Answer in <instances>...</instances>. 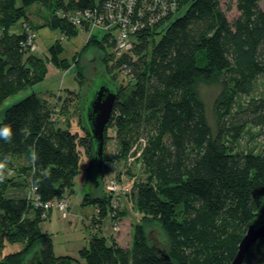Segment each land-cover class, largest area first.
I'll return each mask as SVG.
<instances>
[{
  "label": "trees",
  "instance_id": "16d2710c",
  "mask_svg": "<svg viewBox=\"0 0 264 264\" xmlns=\"http://www.w3.org/2000/svg\"><path fill=\"white\" fill-rule=\"evenodd\" d=\"M259 2L236 0L229 20L231 0L225 7L219 0H0V103L40 83L47 64L67 68L58 41L40 58L33 54L30 32L11 31L18 22L32 27L27 8L38 4L44 11L41 27L66 38L82 31L85 48L111 50L104 65L116 97L104 139L117 141L119 169L128 159L138 160L143 174L128 187L142 223L134 225L127 248L101 225L119 220L118 209L108 210L107 195L88 192L83 205H93L95 227L87 247L77 258L55 255L51 236L39 227L49 218L42 206L72 195L82 157L85 170L93 169L92 139L81 106L72 128L68 119L66 126L58 119L53 124L55 107L34 93L12 104L0 119V126L13 131L10 142L0 139V160L8 157L0 182V264H23L33 249L34 264H231L249 223L264 222V8ZM121 33L128 48L118 46ZM199 82L221 87L215 134L196 93ZM251 130L260 149L239 150L238 142ZM136 139L144 145L135 158L130 150ZM15 158L25 163L16 166ZM24 183L30 186L27 196L18 192ZM151 221L167 236L162 250L168 258L147 242L143 225ZM9 245L20 248L6 251ZM241 264H264V238Z\"/></svg>",
  "mask_w": 264,
  "mask_h": 264
},
{
  "label": "rangeland",
  "instance_id": "374dc122",
  "mask_svg": "<svg viewBox=\"0 0 264 264\" xmlns=\"http://www.w3.org/2000/svg\"><path fill=\"white\" fill-rule=\"evenodd\" d=\"M222 7L228 0H219ZM236 0H231L232 9L227 13L229 20L236 14L234 4ZM259 6L264 8V0H260ZM38 4H32L27 8L29 13L28 20L31 22V26H23L19 22L12 26L11 31L18 33L21 28L30 32L31 46H33V54L37 57L44 58L47 54V49L53 43L58 41L62 47L63 52L60 58L65 59L67 62L66 69H58L51 64H47V73L44 79L36 84L32 88H28L21 92L6 98L0 103V119L6 108L12 104L20 101L22 98L30 93L36 94L39 98L47 101L51 106L55 107L54 121L56 124L58 119L61 127L66 126L67 119L68 125L76 127V123L79 120L80 106L86 107L90 102L93 91L98 86L100 80L99 75L105 79H109V74H106L105 63L109 61L104 60L105 54H110L111 50H103L88 47L85 48L87 34L80 31L75 37L66 38L58 31L49 30L46 27H41L39 24L40 14L44 15V11L38 8ZM39 25L35 27L34 25ZM28 25V24H27ZM30 28L32 29L30 31ZM98 37H101V33H98ZM120 81H114V85L117 87ZM131 85H128L121 95L125 96L131 90ZM258 88H261V83L257 84ZM221 87L217 82H199L196 86V93L203 103L205 116L208 126L212 134L216 131V118H215V100L220 93ZM59 97V98H58ZM243 101L241 98L239 101ZM66 102V103H65ZM66 104L64 107L65 114L60 112L61 105ZM251 134H245L243 138L238 142L239 150H246L247 148H253L254 151L259 150L261 141L255 136L254 130H251ZM111 135V130H108ZM143 143L136 139L131 147V152L138 156L142 150ZM117 141L113 138L107 139L104 146L103 155L105 157V167L103 171V177L99 180L98 185L93 183V169L89 166L86 171L85 160L82 157L80 161V169L78 174L74 177L73 193L66 199L65 211H58L55 208L50 209L49 218L40 222L39 227L42 231H47L52 239L53 252L55 255H69L73 258H77L78 250L87 247L90 235L93 233L95 224L92 225V216L94 208L92 204L83 205V196L85 193H95L96 195L108 196V210L118 209L119 220L110 224L107 219L103 220L101 225L107 224V231L113 236L115 242L123 247L127 248L130 245L132 232L136 223H142L138 214L132 209L127 192L129 191V185L133 182H138L143 178L140 162L136 160L133 162L128 159V163L123 165L119 169V165L122 164L117 157ZM13 163L16 166H21L24 162L23 159L15 158ZM125 166V167H124ZM123 171L121 172V170ZM10 175H15L10 172ZM29 183V182H28ZM24 183L23 189L18 191L22 195H28L29 184ZM111 214V212H110ZM112 215V214H111ZM110 215V216H111ZM144 233L147 238V242L158 248L167 249L168 239L163 231L162 227L155 221L144 223ZM20 248L19 245H9L5 247L6 251H16ZM36 250L33 249L28 254L23 264H34L36 259Z\"/></svg>",
  "mask_w": 264,
  "mask_h": 264
},
{
  "label": "water",
  "instance_id": "95a60500",
  "mask_svg": "<svg viewBox=\"0 0 264 264\" xmlns=\"http://www.w3.org/2000/svg\"><path fill=\"white\" fill-rule=\"evenodd\" d=\"M99 84L93 91L91 100L83 107V118L89 129L93 143V183L98 185L103 177V151L105 146L104 129L109 120L112 106L116 97L115 88L107 79L99 75ZM264 238V222H251L247 226L245 234L237 246V251L231 264H241L245 253L258 240ZM156 248V247H155ZM157 252L164 258L168 255L156 248Z\"/></svg>",
  "mask_w": 264,
  "mask_h": 264
},
{
  "label": "clouds",
  "instance_id": "9594fccd",
  "mask_svg": "<svg viewBox=\"0 0 264 264\" xmlns=\"http://www.w3.org/2000/svg\"><path fill=\"white\" fill-rule=\"evenodd\" d=\"M13 131L10 125L3 124L0 126V139H2L5 142H10L12 140ZM32 159H36V155L33 154ZM8 157L4 156L2 160H0V182H3L7 173V163ZM47 174V173H46Z\"/></svg>",
  "mask_w": 264,
  "mask_h": 264
},
{
  "label": "built area",
  "instance_id": "2783aa9c",
  "mask_svg": "<svg viewBox=\"0 0 264 264\" xmlns=\"http://www.w3.org/2000/svg\"><path fill=\"white\" fill-rule=\"evenodd\" d=\"M117 21L118 20H116L115 22ZM115 22H112V24ZM118 46L119 48H122V49L129 47V44L126 41V35L123 33L120 34V37L118 40ZM66 205H67L66 200H53V201L45 202L42 207L44 210H50V209L55 208L58 211H65Z\"/></svg>",
  "mask_w": 264,
  "mask_h": 264
},
{
  "label": "crops",
  "instance_id": "0c3cea01",
  "mask_svg": "<svg viewBox=\"0 0 264 264\" xmlns=\"http://www.w3.org/2000/svg\"><path fill=\"white\" fill-rule=\"evenodd\" d=\"M49 216H50V215H49ZM106 228H108V227H107V224H106V223H104V224H103V229H105V231H107V229H106ZM46 232H47V231H46Z\"/></svg>",
  "mask_w": 264,
  "mask_h": 264
}]
</instances>
